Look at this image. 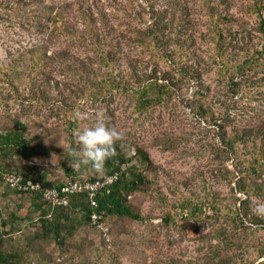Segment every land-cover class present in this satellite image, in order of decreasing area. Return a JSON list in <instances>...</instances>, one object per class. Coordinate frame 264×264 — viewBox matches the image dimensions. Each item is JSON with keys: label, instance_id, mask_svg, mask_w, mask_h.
Instances as JSON below:
<instances>
[{"label": "rangeland", "instance_id": "obj_1", "mask_svg": "<svg viewBox=\"0 0 264 264\" xmlns=\"http://www.w3.org/2000/svg\"><path fill=\"white\" fill-rule=\"evenodd\" d=\"M38 1L64 10L58 25L61 27L53 37H49L52 26L40 32L22 25L25 17L6 7L14 6L16 0H0V64L39 43L47 44L48 55L54 57L48 59L46 66L36 69L39 75L35 78H22L13 85L0 76V131L10 128L13 119L20 118L28 125L27 137L37 136L32 143L33 156L12 157L10 169L42 174L56 183L72 181L73 177H93L91 169L83 168L71 156L79 160L78 134L84 127L95 124L100 111L106 125L119 133L117 140L132 149L131 156L135 154L134 147L140 146L150 154L153 166L148 174L149 183L129 198L133 210L144 218L142 221L106 216L107 232L93 225L76 228L66 237L64 245L53 239H35L40 224L31 207L32 196L17 194L0 184L1 222H7L6 227L0 226L5 248L19 251L21 264H212L221 258L229 259L231 264H238L241 259L246 264H257L264 260L258 258L264 230L240 234L234 220V209L240 206L238 199L243 197L236 190L234 156L222 145L218 126L194 114L188 101L197 92L220 115L227 111L232 117L228 130L234 129L237 112L236 120L253 125L264 119V84L242 88L234 95V89L222 77L223 71L214 70L215 65L207 60L201 88L196 82H184L174 98L142 109L123 86L109 92L112 83L103 81L106 66L94 61L90 40L89 46L83 43L82 35H89L82 13L88 7L94 11L96 5L107 13L108 26L117 30L114 36L120 42L119 67L124 70L128 58L145 62L151 59L133 40L146 22L152 21L155 12L158 14L167 7L164 0H158L153 8L146 0ZM208 1L210 7L223 11L226 33L256 28L258 17L249 13L253 0ZM187 2L195 35H206L211 19L201 0ZM68 30L73 33L68 34ZM209 47L198 38L200 55L207 54ZM65 62L72 64L77 75L64 69ZM86 68L98 74L94 84L103 86L100 92L96 91L97 98L77 93L92 80L83 75ZM41 72L51 76L50 85L41 81ZM244 106H248L247 110L237 109ZM136 162L137 158L133 160ZM66 168L74 173L68 174ZM257 205L264 202L252 199L251 209ZM14 215L18 219H13ZM79 216L76 214L74 218Z\"/></svg>", "mask_w": 264, "mask_h": 264}, {"label": "trees", "instance_id": "obj_2", "mask_svg": "<svg viewBox=\"0 0 264 264\" xmlns=\"http://www.w3.org/2000/svg\"><path fill=\"white\" fill-rule=\"evenodd\" d=\"M146 1L148 6L153 8L158 0ZM201 2L202 7L206 9L207 17L211 19L209 32L206 35L201 34L199 37L195 35L193 20L189 19L191 8L187 0H164L163 5L167 7L158 14L155 12L152 21L146 22V27L133 40L134 44H139L145 53L151 55V59L145 62L128 58V67L125 66L124 70L119 67L121 63V52L118 50L120 42L114 36L117 30L112 25L108 26L107 13L97 5L94 11L91 7L84 10L82 16L89 36L82 35L83 43L89 46L90 40L95 52L94 61L106 66L107 70L104 72L105 80L103 79V81L112 83L109 85V92L114 87L123 86L124 90L130 92L136 100L138 107L151 108L174 98L181 91L184 82H196L198 88H201L204 68H207L205 61L207 60L215 65L214 70L223 71L222 77L224 80L227 79V83H230L231 88L234 89V95L239 93L242 88L248 89L264 84V0H253V4L250 6L249 13L256 14L258 17L255 31L253 29L234 31V34L223 31L226 27L223 26L226 20L223 17V11L210 7L208 0H201ZM6 7L15 14L21 15L20 17H25H22L24 23L21 24L27 26L30 31L38 29L40 32H44L49 29V26H52L49 37H53L57 35V31L61 27L58 25L63 18L64 10L62 11L58 7L43 4L38 0H16L14 6L10 7L8 4ZM236 23V18H234V25ZM107 28L109 31H106ZM67 33L72 34L73 30H68ZM198 38L204 40L208 47L210 46V51L207 54L200 55L197 52ZM48 48L47 44L39 43L27 51L19 53L5 64H0V76L8 78L13 85L19 79L37 77L39 73L36 72V69L40 65L46 66L48 59L54 58L48 55ZM63 65L65 70H73L77 75L72 64L65 62ZM148 68H150V72H148ZM209 70L211 71L210 68ZM85 74L92 80L87 87L79 89L77 93L81 97L97 98L96 91L100 92L103 89V86L94 84L98 74L87 68L83 72V75ZM42 75L41 81L50 85L51 76L44 72H41ZM128 76H130L129 80H126ZM43 94L46 95V92L42 91ZM188 101L194 114L207 123L210 124L213 121L218 126L222 133L220 135L222 145L225 150L227 149L226 152H231L234 156L236 171L234 178H238L236 190L243 195L238 199L240 206L234 209V220L238 223V232L245 234L250 231L264 230V216L257 215L251 209L252 199L257 198L264 202V119L262 118L260 122L253 125L242 124V121L235 119L239 113L237 112L234 114V122H236L234 129L228 130L227 127L230 125L232 117L227 111L220 115L214 107L206 105L197 92L188 98ZM247 108L248 106H244L237 109L241 111L242 109L247 110ZM27 132L28 125L20 118L13 119L10 128L0 131L1 169L14 171V169H10L9 164V160L14 156L26 158L33 156L34 146L32 143L37 136L29 138ZM114 147L116 154L105 162L102 173H97L91 165H84L76 156H71L72 160L78 161L83 168L91 169L95 174L93 177L87 178L76 179L73 177L71 178L73 180H96L104 175L119 173L118 179L97 196V207L90 205L86 194H79L71 196L68 206L53 208L43 200L39 193L18 192L7 186L9 191L32 196L31 207L40 224V232L36 233L35 239H53L58 244L64 245L66 237L71 234L72 230L88 225L95 226L90 217L93 212H102L105 219L106 216H117L121 219L132 218L139 221L144 219L133 210L129 198L149 183L148 174L153 166L152 158L140 146L134 147L135 154L131 156L132 149L126 147L120 140H116ZM135 158H137V162L133 163ZM127 165L129 166L125 168ZM66 170L68 174L74 173L73 169L66 168ZM16 172L25 177L40 180L46 187L61 188L68 182L67 180L64 183H56L48 180L42 174ZM0 184H4L2 180H0ZM191 207L193 210L198 209L196 206ZM76 214H80V216L74 218ZM169 218L166 220L169 221ZM13 219H18V217L14 215ZM0 226H7L6 221L1 222V215ZM19 254V251L5 248L4 233L0 231V264H21V255ZM262 257H264V244L258 258ZM31 264L37 263L32 262ZM212 264L231 263L229 259L221 258L219 261H213ZM238 264H246V260L241 259ZM257 264H264V260Z\"/></svg>", "mask_w": 264, "mask_h": 264}, {"label": "built area", "instance_id": "obj_3", "mask_svg": "<svg viewBox=\"0 0 264 264\" xmlns=\"http://www.w3.org/2000/svg\"><path fill=\"white\" fill-rule=\"evenodd\" d=\"M119 177L118 172L104 175L96 180H69L61 188L46 187L40 180L25 177L13 170H3L0 168V180L18 192H36L43 200L48 202L53 208L57 206H68L71 196L86 194L92 207L98 206L97 196L101 191L114 183ZM91 222L100 230L107 232L104 214L93 212Z\"/></svg>", "mask_w": 264, "mask_h": 264}, {"label": "clouds", "instance_id": "obj_4", "mask_svg": "<svg viewBox=\"0 0 264 264\" xmlns=\"http://www.w3.org/2000/svg\"><path fill=\"white\" fill-rule=\"evenodd\" d=\"M118 137L119 133L106 125L104 113L98 112L95 124L84 127L78 134L80 163L102 173L105 162L116 154L114 146ZM254 212L264 216V205H257Z\"/></svg>", "mask_w": 264, "mask_h": 264}]
</instances>
